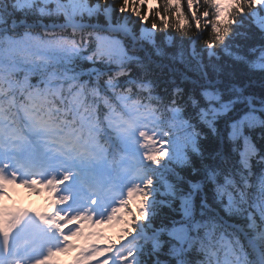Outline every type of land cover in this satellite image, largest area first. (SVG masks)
<instances>
[{
    "label": "snow or ice",
    "instance_id": "6c2138e0",
    "mask_svg": "<svg viewBox=\"0 0 264 264\" xmlns=\"http://www.w3.org/2000/svg\"><path fill=\"white\" fill-rule=\"evenodd\" d=\"M145 6L0 0V264H264V0Z\"/></svg>",
    "mask_w": 264,
    "mask_h": 264
},
{
    "label": "trees",
    "instance_id": "16d2710c",
    "mask_svg": "<svg viewBox=\"0 0 264 264\" xmlns=\"http://www.w3.org/2000/svg\"><path fill=\"white\" fill-rule=\"evenodd\" d=\"M182 2L185 4L186 6V0H182ZM162 5H163V0H146V6L144 8V14L145 15H148L150 18L146 21V22H143L145 24V26L147 28H151L152 26V23L153 21H155L158 25L157 29L155 30L156 31V35H157V38L159 40V37L162 35V33H164L165 31H167L168 33H170L171 35H181L182 34V31L181 30L180 32H178L175 28H165V24L161 22V17L164 16V13L162 11ZM138 6V5H137ZM152 8H160V11L159 12H150L149 10L152 9ZM133 23L135 24L136 28H137V31L139 30V26L140 24L142 23L141 21L139 20H136L135 17H131ZM171 21L173 23H176V18H175V13L173 12L171 14V17H170ZM251 31L253 33H256V35L258 36V30L253 26V28L251 29ZM189 35L191 34L190 32L188 33ZM166 63V62H165ZM154 72L155 74H163V73H166L167 72V69H163V73L161 72V69L159 68H155L154 69ZM254 90L258 93L260 91V85L259 83H256L254 85ZM159 115V113L157 114ZM233 222H239V221H233V220H229V223H233ZM232 229H227V230H224V229H220L217 233H216V236L219 237L221 233L224 234L225 238L228 239V240H233V236L231 235L232 233ZM239 239H240V242L241 244H246V239L244 237V234L243 233H239ZM224 258V254H223V250L220 249L216 252V255L215 256H204V255H201L199 257V259L201 260H205L206 261V264H215V261L217 259H223ZM249 259H251V257H249Z\"/></svg>",
    "mask_w": 264,
    "mask_h": 264
},
{
    "label": "rangeland",
    "instance_id": "374dc122",
    "mask_svg": "<svg viewBox=\"0 0 264 264\" xmlns=\"http://www.w3.org/2000/svg\"><path fill=\"white\" fill-rule=\"evenodd\" d=\"M110 226V224L109 223H105V226L104 225H101L100 227H99V229L103 232V234H105V232L108 230V227ZM93 240H95V239H93ZM77 241L78 242H82L83 240L81 239V238H77Z\"/></svg>",
    "mask_w": 264,
    "mask_h": 264
}]
</instances>
